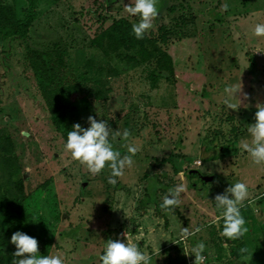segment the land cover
Wrapping results in <instances>:
<instances>
[{
	"label": "rangeland",
	"instance_id": "1",
	"mask_svg": "<svg viewBox=\"0 0 264 264\" xmlns=\"http://www.w3.org/2000/svg\"><path fill=\"white\" fill-rule=\"evenodd\" d=\"M131 2L37 0L27 35L0 40V144L9 147L0 149V196L20 182L25 234L37 239L38 255L61 254L65 264H100L107 240L129 237L153 264H193L191 247L201 241L205 264H264V166L240 147L256 104H264V37L253 35L264 23V0H158L142 48L125 50L100 35L115 20L138 22L124 11ZM2 6L16 19L25 8L24 0H0ZM56 71L63 86L78 87L70 113L83 128L89 116L107 121L113 131L129 129L127 143L140 148L114 185L109 168L93 176L74 161L50 125L41 90ZM239 80L248 99L238 94L242 103L232 110L223 90ZM101 83V93L89 96ZM110 140L127 154L124 141ZM188 171L195 172L189 186ZM182 182L180 205L161 209ZM236 182L250 192L240 209L249 232L229 240L220 235L215 196ZM184 227L202 231L181 241ZM15 251L1 245L0 264H11Z\"/></svg>",
	"mask_w": 264,
	"mask_h": 264
},
{
	"label": "clouds",
	"instance_id": "2",
	"mask_svg": "<svg viewBox=\"0 0 264 264\" xmlns=\"http://www.w3.org/2000/svg\"><path fill=\"white\" fill-rule=\"evenodd\" d=\"M158 0H132L124 6V11L133 17H138L137 23L132 24L131 31L136 39H143L144 35L154 27V21L159 16L157 8ZM227 10L228 5L223 6ZM253 35L264 37V23L254 26ZM242 83L226 85L223 103L232 110H237L242 100L237 99L242 94ZM243 100H247V94H242ZM236 100L237 103H232ZM255 123L247 126L249 139L240 141V147L247 152L251 162L257 166H264V104L257 103L255 111ZM89 127L82 128L79 123L73 125L72 130L67 132V141L64 150L71 155L74 161L79 162L93 176L100 174L106 167L110 169L109 184H115L116 178L124 175L126 168L134 164L133 157L140 148L132 143H127L131 136L129 129L113 131L107 121L97 120L92 116L87 119ZM116 138L124 141L127 154L121 155L115 150L110 140ZM201 165V160L197 161ZM30 171V170H28ZM187 190L186 183L182 182L168 190L160 205L161 209L173 210L181 203V194ZM250 192L248 185L244 182H236L230 185L223 194L215 196V207L220 211L217 221L223 220V230L220 235L229 239L237 240L249 232L246 220L241 214V207L249 200ZM253 201H250L252 203ZM201 227L190 230L188 227L180 229L179 238L187 241L190 237L201 232ZM10 243L15 246L16 251L12 264H65L61 254L38 255L39 243L36 238L22 232H15L11 236ZM205 244L197 242L191 247V255L194 256L193 264H205L207 257L204 255ZM241 254L247 253L246 247L239 249ZM100 264H153L152 256L142 252L139 246L127 238V242L119 239H109L105 242L103 254L99 256Z\"/></svg>",
	"mask_w": 264,
	"mask_h": 264
},
{
	"label": "trees",
	"instance_id": "3",
	"mask_svg": "<svg viewBox=\"0 0 264 264\" xmlns=\"http://www.w3.org/2000/svg\"><path fill=\"white\" fill-rule=\"evenodd\" d=\"M37 0H24L25 8L22 11L21 17L16 19L12 9L10 7H0V40H8L12 42L17 39L24 38L29 29L33 18L35 17V2ZM132 23L124 19H118L111 22L110 26L101 33V37L105 36L110 42L118 46L119 48L130 50L137 47L138 50L142 48L143 39H136L131 31ZM95 44L100 46V37H96ZM59 61V60H58ZM50 70L57 69L59 62L55 63V60H49ZM45 76V68L43 70ZM54 73V70L52 71ZM57 72V71H56ZM53 79L54 83L47 85L41 90V97L45 102V106L48 110V121L53 127L60 138L66 143L67 132L72 130L74 124L81 121L78 115L71 114L70 109L73 107L72 101L69 97L75 94L78 87L74 84L63 86L61 78L62 72L55 73ZM101 84H95L90 89H87L88 95L100 94L101 90L99 86ZM6 141V140H5ZM1 141L0 149L9 151L7 141ZM7 151V152H8ZM5 165L8 169V173L11 174L12 161L9 156L4 159ZM193 172V171H188ZM188 172L185 175L187 178V185H191L192 181H189ZM195 180V179H194ZM205 180V179H204ZM203 180V181H204ZM210 180H213L210 179ZM206 181V180H205ZM206 182H209L208 180ZM13 190L8 191L5 196H0V246L10 242L13 233L19 231L25 233L21 225V186L20 182H11ZM12 264V262H11Z\"/></svg>",
	"mask_w": 264,
	"mask_h": 264
},
{
	"label": "water",
	"instance_id": "4",
	"mask_svg": "<svg viewBox=\"0 0 264 264\" xmlns=\"http://www.w3.org/2000/svg\"><path fill=\"white\" fill-rule=\"evenodd\" d=\"M195 174V172L193 171V172H188V176H189V181H192L193 180V175ZM211 178L210 177H207V178H205V180L207 181V180H210Z\"/></svg>",
	"mask_w": 264,
	"mask_h": 264
}]
</instances>
